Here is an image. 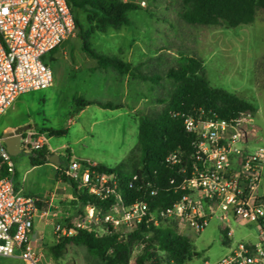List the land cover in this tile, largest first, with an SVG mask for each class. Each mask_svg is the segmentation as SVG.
<instances>
[{
	"label": "rangeland",
	"instance_id": "rangeland-1",
	"mask_svg": "<svg viewBox=\"0 0 264 264\" xmlns=\"http://www.w3.org/2000/svg\"><path fill=\"white\" fill-rule=\"evenodd\" d=\"M141 5L142 10L129 13L132 26L95 32L92 43L98 52L118 56L132 65L144 63L146 75L160 77L156 83L131 76L120 77L101 68L83 52L76 33L44 57L54 72L53 85L21 95L0 118V136L8 129L30 126L49 139L50 149L59 157V170L67 168L74 159H89L113 168L127 161L131 152L138 156L134 149L140 117L159 113L166 107L172 82L164 76L165 71L178 68L185 56H197L204 61L211 86L233 93L255 107L257 140H264V10L258 11L254 23L226 29L184 23L180 18V0H148ZM81 21L85 23L83 15ZM86 27L89 26L86 24ZM80 100L112 102L122 108L102 109L92 104L78 113ZM49 129H64L67 133L51 137ZM13 160H23L30 167V158L25 152ZM61 176L58 177L61 183L57 185L56 172L42 167L30 173L26 191L22 188L24 194L43 197L57 187L66 198L65 202L54 200L58 215L53 218V224L46 227L44 240L35 244L42 253L40 264H100L82 246L69 243L62 251L57 250L63 239L54 234L55 225L69 216L66 221L73 220L79 206L72 186ZM224 225L221 214L217 213L201 233L190 228L184 232L178 229L189 237L199 254L184 264H216L236 243L258 240L257 228L241 225L234 219H231L234 235L228 240ZM141 253L142 246L137 245L130 264H136ZM0 264L23 262L15 255L0 257Z\"/></svg>",
	"mask_w": 264,
	"mask_h": 264
},
{
	"label": "built area",
	"instance_id": "built-area-1",
	"mask_svg": "<svg viewBox=\"0 0 264 264\" xmlns=\"http://www.w3.org/2000/svg\"><path fill=\"white\" fill-rule=\"evenodd\" d=\"M76 33L66 0H0V118L21 95L53 85L54 72L44 57ZM183 117L185 130L194 137L193 151L190 155L175 151L167 157L178 169L171 184L182 194L180 200L154 212L144 201L128 205L116 173L101 171L92 160L74 159L60 169L62 176L98 203L84 206L75 219L56 224L57 238H71L81 230L126 238L147 217L156 226L172 223L181 232L190 228L201 233L220 213L228 240L234 235L231 219L257 228L258 240L236 243L216 264H264V140H257L253 113L226 120L200 110ZM48 140L31 128L21 136V150L35 153L48 146ZM15 175L13 156L0 136V257L19 255L23 264H40L42 253L31 238L38 199L16 186ZM151 195L157 196L158 190Z\"/></svg>",
	"mask_w": 264,
	"mask_h": 264
},
{
	"label": "trees",
	"instance_id": "trees-1",
	"mask_svg": "<svg viewBox=\"0 0 264 264\" xmlns=\"http://www.w3.org/2000/svg\"><path fill=\"white\" fill-rule=\"evenodd\" d=\"M66 1L75 19L83 52L96 60L101 68L111 70L120 77L131 76L145 82L156 83L160 79L158 76L146 75L144 63L132 65L118 56L98 52L92 43L95 32L106 33L110 29L132 26L129 13L142 10L141 2L148 0ZM180 3L181 20L188 25L201 27L230 29L252 24L258 11L264 10V0H180ZM145 10L150 13L148 9ZM82 15L85 23L81 21ZM164 76L172 82L166 107L159 113L140 117L138 142L134 149L138 156L135 157V153L131 152L127 161L113 168L99 166L101 171L118 175L126 204L144 201L149 204L151 212L172 206L182 197L171 184L178 177V169L167 162V157L175 151H183L186 155L193 151L194 137L185 130L183 115L203 110L233 120L241 113L256 111L251 103L239 96L211 86L206 78L204 61L200 57L185 56L178 68L168 69ZM92 104L102 109L122 108L112 102L80 100L76 111L79 113ZM48 133L51 137L63 136L67 130L49 129ZM31 155L32 164L37 166L48 162L47 158L53 152L45 146ZM135 175H138L137 180H134ZM60 176L58 171L57 177ZM61 177L72 186L79 205L78 214L84 206L98 203L95 198L79 193L76 183L65 176ZM154 189L158 190L157 196L151 195ZM148 218L126 238L115 232L101 237L93 231L81 230L76 236L63 239L57 245V250L62 251L69 243L82 246L100 264H130L137 245L142 246V253L136 264H184L199 255L189 237L179 233L175 224L161 223L156 226L148 222Z\"/></svg>",
	"mask_w": 264,
	"mask_h": 264
},
{
	"label": "crops",
	"instance_id": "crops-1",
	"mask_svg": "<svg viewBox=\"0 0 264 264\" xmlns=\"http://www.w3.org/2000/svg\"><path fill=\"white\" fill-rule=\"evenodd\" d=\"M13 129H16V128L8 129L7 131L9 132V131H12ZM47 147H49V145ZM50 151L53 152L51 149ZM26 155L29 158L32 156L31 154H28V153H26ZM47 161H48V158H47ZM14 163H15V168H16V175H15L16 186L20 189L24 188L23 189L24 191H26L25 185H26V182L28 181L30 173L36 171L37 169L42 168V167H50L54 172H56V177H57V172L60 171L59 165L51 163L49 161L44 164L34 166L30 159V167H28L27 163L24 162L23 160H14ZM56 179H57V185H59L61 181L58 179V177ZM63 195H64L63 192L60 193L57 187L53 192H49L43 197H34L30 195L38 199V214L36 216V219L34 222V228H33L32 235H31L34 245L37 242L44 240V237L46 234V231H45L46 227L52 225L53 218L57 217L58 215L57 206H54L53 204L54 200H60L61 202H65L66 198ZM67 218L65 219L64 222H66Z\"/></svg>",
	"mask_w": 264,
	"mask_h": 264
},
{
	"label": "water",
	"instance_id": "water-1",
	"mask_svg": "<svg viewBox=\"0 0 264 264\" xmlns=\"http://www.w3.org/2000/svg\"><path fill=\"white\" fill-rule=\"evenodd\" d=\"M30 126H21L16 129H13L12 131L5 132L2 135V138L4 140V144L6 145V148L8 152L13 156H18L22 154L21 150V136L24 132L30 130ZM48 161L57 165H60L59 157L56 154L51 155L48 157Z\"/></svg>",
	"mask_w": 264,
	"mask_h": 264
}]
</instances>
